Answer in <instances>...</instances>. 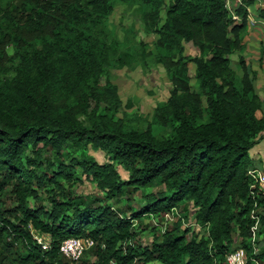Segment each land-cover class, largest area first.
I'll return each instance as SVG.
<instances>
[{
    "label": "trees",
    "instance_id": "trees-1",
    "mask_svg": "<svg viewBox=\"0 0 264 264\" xmlns=\"http://www.w3.org/2000/svg\"><path fill=\"white\" fill-rule=\"evenodd\" d=\"M254 1L241 0L234 15L225 0H18L0 6V192L9 189L15 201L8 216L0 210V237L6 233L27 245L22 261L67 264L60 243L77 236L94 241L88 249L94 259L83 256V264H227L226 254L236 248L234 231L247 255L264 257V247L254 254L251 241L252 212L259 216L254 242L264 233V191L251 187L248 174L249 152L264 137L262 99L244 56L241 74L230 59L246 47ZM118 2L138 3L150 29L165 11L155 58L171 88L142 126L118 115L116 85L109 78L101 82L110 67L130 65L138 56L109 27ZM258 16L264 17V7ZM185 42L197 50V90ZM154 125L168 136L158 137ZM68 143L104 151L102 162H74L105 197L131 188L156 191L123 215L97 198L64 192L60 179L70 180L71 172L61 163L48 177L51 207L29 206L28 197L38 196L34 184L43 183L36 172L42 147L59 153ZM173 209L183 214L149 246L134 240V220ZM185 218L206 233L199 235ZM29 225L48 236V249L36 243Z\"/></svg>",
    "mask_w": 264,
    "mask_h": 264
},
{
    "label": "rangeland",
    "instance_id": "rangeland-1",
    "mask_svg": "<svg viewBox=\"0 0 264 264\" xmlns=\"http://www.w3.org/2000/svg\"><path fill=\"white\" fill-rule=\"evenodd\" d=\"M18 0H0V6L11 7ZM229 12L234 15V10L241 3V0H225ZM264 7L262 0H255L248 7L249 16L257 17L261 8ZM165 18V11L161 13L158 25L154 29L144 22L142 8L138 3L118 2L109 16V27L115 33L116 37L126 46L131 47L137 52V58L130 65L123 67L114 65L108 69L107 74L101 76V82L109 78L117 87L121 106L118 115L123 117L126 122L135 125H145L152 120L155 107L164 101L170 92L171 83L163 66L157 62L155 54L158 51L156 39L158 29ZM264 18V17H262ZM258 25V24H257ZM258 29H252L248 35V42L242 52H235L230 55L231 65L242 73L239 64V57L244 56L246 65L249 70L256 68L257 73L254 76V84L259 94L264 96V23L258 25ZM251 40V41H250ZM184 54L189 58V72L192 89L197 90L194 70L195 63L193 58L197 55V50L191 42H185ZM8 52L13 53V46H8ZM145 52H150L146 55ZM247 52V53H246ZM156 135L160 138L168 136V132L154 125ZM42 146V144H40ZM251 164L257 165L264 170V137L261 138L255 147L250 150ZM28 154L34 156V147H30ZM85 160L88 162L93 159L97 162L104 161L105 153L103 150L94 146L85 148L78 147L68 143L61 152H56L50 146H43L40 155L37 157L38 166L36 172L43 179L39 186L34 184L37 190V198L28 197V205L35 207L44 205L50 208L49 196L52 194L53 183L48 180L58 171L61 163L70 169L71 179H60L64 192L73 195H81L84 200L99 199L101 203L111 204L123 215H130V208L138 209L145 201L148 193L156 191V188H131L123 194H115L112 198L105 197V191L100 189L96 182L93 181L83 170L79 163L74 160ZM121 176L126 177L127 173L120 167H117ZM54 192H58L57 189ZM62 197L61 195L59 198ZM15 205L12 194L9 189L0 192V210L4 211V216H8L6 211ZM183 214L180 210L178 211ZM179 213L173 209L164 215H144L140 220H134L135 236L134 240L139 244L149 246L156 235H159L163 229L171 226L179 217ZM12 219V217H10ZM184 224H189L192 229L199 235L205 234L204 226L196 225L191 218L183 219ZM0 220V228H1ZM29 231L36 243L38 239L46 240L47 235L40 233L37 229L29 225ZM264 231V228L262 229ZM12 241V242H11ZM12 243V244H11ZM40 245V244H39ZM239 239L237 232L233 233V246L238 248ZM264 247V233L260 235L259 244L252 248V252L258 253ZM234 248V249H236ZM29 248L19 238L9 239L6 233L0 237V264H36L34 260L22 261ZM245 250V249H244ZM245 252L246 264H264V257L255 258L247 255ZM229 253V252H228ZM227 253V254H228ZM226 254V255H227ZM252 257V259H251ZM86 259H94L90 250L84 254ZM63 261L65 259L63 258ZM227 263V262H226Z\"/></svg>",
    "mask_w": 264,
    "mask_h": 264
},
{
    "label": "built area",
    "instance_id": "built-area-1",
    "mask_svg": "<svg viewBox=\"0 0 264 264\" xmlns=\"http://www.w3.org/2000/svg\"><path fill=\"white\" fill-rule=\"evenodd\" d=\"M248 174L251 178V187H259L264 191V170L258 166L252 165L248 168ZM252 218H254V223L251 226V241L254 243V248H256V231L259 226V216L252 212ZM39 244L43 249H48V240L38 239ZM94 241L90 237H77L71 236L67 237L60 243L61 255L67 261V264H83L82 257L86 250L93 246ZM243 247H238L231 250L226 255L227 264H246L245 252Z\"/></svg>",
    "mask_w": 264,
    "mask_h": 264
},
{
    "label": "crops",
    "instance_id": "crops-1",
    "mask_svg": "<svg viewBox=\"0 0 264 264\" xmlns=\"http://www.w3.org/2000/svg\"><path fill=\"white\" fill-rule=\"evenodd\" d=\"M250 10V9H249ZM249 20H250V28H249V32H248V34L246 35V37H245V41H246V45H247V42H248V39L250 38H248V35L250 36V35H252L251 34V31H252V29H258L259 28V26L258 25H260V24H262V23H264V18H262V17H259V16H257V17H249ZM258 24V25H257ZM251 41V40H250ZM247 53V52H246ZM252 70L253 71H255V73H257V71H256V68L255 67H252ZM257 90V89H256ZM258 92V91H257ZM258 94H259V92H258ZM260 95V94H259ZM260 97H261V99H262V108H263V111H264V96L262 97L261 95H260ZM263 138V137H262ZM257 145V143L253 146V147H255ZM252 147V148H253ZM249 156H250V153H249ZM264 165V164H263ZM257 166V165H256Z\"/></svg>",
    "mask_w": 264,
    "mask_h": 264
}]
</instances>
